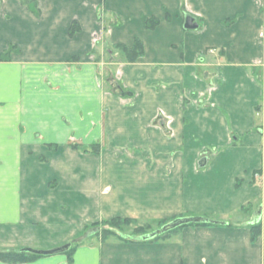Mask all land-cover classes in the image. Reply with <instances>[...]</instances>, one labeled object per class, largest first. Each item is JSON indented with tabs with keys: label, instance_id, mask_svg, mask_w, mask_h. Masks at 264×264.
I'll list each match as a JSON object with an SVG mask.
<instances>
[{
	"label": "crops",
	"instance_id": "0c3cea01",
	"mask_svg": "<svg viewBox=\"0 0 264 264\" xmlns=\"http://www.w3.org/2000/svg\"><path fill=\"white\" fill-rule=\"evenodd\" d=\"M35 1L0 0V250L53 249L117 217H205L218 223L25 264H264V0ZM100 9L124 22L107 37ZM188 13L196 33L184 30ZM153 16L162 24L148 31ZM75 22L80 32L70 36ZM212 27L228 40L202 44ZM104 38L145 45L121 68V95L104 88L91 60ZM208 49L198 77L193 62ZM72 138L104 144L98 153L50 151Z\"/></svg>",
	"mask_w": 264,
	"mask_h": 264
},
{
	"label": "rangeland",
	"instance_id": "374dc122",
	"mask_svg": "<svg viewBox=\"0 0 264 264\" xmlns=\"http://www.w3.org/2000/svg\"><path fill=\"white\" fill-rule=\"evenodd\" d=\"M26 1L28 4H31L33 2V0H26ZM183 8L184 9L182 10V12L185 14L186 8L185 7H183ZM116 15L115 14H109L108 12L104 13V11L101 9L98 11V21L103 23V29L105 31V37L108 36V34L112 28L121 27L122 24H124L123 19L118 17V14H116ZM187 16H191V15L188 13ZM191 17H193L195 19V21L197 22V20H196L197 18H195L194 15H192ZM151 18L158 19L160 21V25L162 24V20L160 18H158L156 16H153ZM172 20H173V16L170 14H167L165 17V21L166 22H172ZM232 22H234V21L230 20V21L226 22V24L230 25ZM145 26H146V22H145ZM159 26L155 30H157L159 28ZM201 29L202 28L200 25L197 30H189V32L196 33L197 31H199ZM132 30L137 31L138 29L136 27H134ZM146 30H147V28H146ZM184 30H186V29L184 28ZM245 30H246L245 28L241 29L242 32H245ZM171 32H172L171 29L168 32L166 31L165 39L168 41L176 38V36L174 37V35ZM105 39L106 38L102 39V41L99 43V45H97L94 52H92L91 60H95L97 66H98L100 78L103 79V82H104L103 83L104 88L108 89L110 92H113L117 95H121V91L123 89L122 88L123 86H122V80L120 79L122 76V73L120 71H122L121 68L123 65L131 64V63L127 62L125 54L120 49L119 45L121 43L108 44V43H106L107 39L106 40ZM190 39H192V38H190ZM192 40L195 41L197 39H192ZM202 40H203L202 44L214 45V44H218L219 42L227 41L228 36L218 35V30L216 29V27H212L210 34L208 36L204 37ZM189 44H191V43L189 42ZM123 45L130 48L133 44H131V45L123 44ZM191 46H194V45H191ZM179 47H180L179 45L178 46L176 45V46H174V49H179ZM144 50H145V45H144ZM209 51H210V49L205 50L202 54H200L198 56L192 52L194 56L196 55L195 60H197V61L193 62V65L197 64L198 70H197L196 74L198 77L205 78V73H207V72H204L201 69V68H206V66H202V64L204 63L202 56L205 54V52H209ZM145 52H146V50H145ZM189 52H190V50H189ZM223 53H224V51H223ZM144 56H145V53H144ZM183 57H185V56L183 55ZM210 74H211V72H210ZM210 74H208L207 77H208V79L210 78L209 82H210V86L212 87L213 86L212 85L213 83L211 80L212 76ZM207 77H206V79H207ZM191 94H192V96H194L196 93L193 94V92H192ZM211 95H212L211 89L209 91H206L205 96L202 97V99L199 101L198 105L203 106L205 104V101H207ZM189 96H191V95H189ZM161 115H162V113L160 112V116ZM102 144H104V143H102ZM102 144L93 143V144L87 145L84 143L83 140H75L72 138V139H70L67 142L62 143V144H58V145L51 144V145H49V148H50V151L56 152L60 146H69L72 150H75L78 153L85 154V153H93V150H97V149H98V151H100ZM41 162H47V159L42 156ZM41 174H43L47 177L52 176V173L49 174L48 168H46V167L41 171ZM45 178L46 177L39 176L38 181L42 182ZM262 198L263 197L260 195L259 200H261ZM185 217L186 216H176L173 219L166 220L165 223H160V222L156 223V222H152V221H141V220H137L134 222L132 220L134 223H128L125 225H121V226H118V228H116L115 226L113 227V226L107 225L105 223L106 221H110L112 219L102 220L99 222L88 224L84 228L83 233L80 236L72 239L68 243L72 244L71 249H77L79 246L84 245V244L103 243L102 240L105 239L104 238V237H106L105 234H108V233H110L111 235H113V234L114 235L109 236L107 241H111V242L120 241V242H122V240H131V241L133 240V241L139 242V241H143V238L145 236L150 235L153 232L161 229L163 226L167 225L168 223H171L172 221H174L178 218H185ZM138 230H141L147 234H138L137 233ZM68 243H66V244H68ZM65 254H62V255H65Z\"/></svg>",
	"mask_w": 264,
	"mask_h": 264
},
{
	"label": "trees",
	"instance_id": "16d2710c",
	"mask_svg": "<svg viewBox=\"0 0 264 264\" xmlns=\"http://www.w3.org/2000/svg\"><path fill=\"white\" fill-rule=\"evenodd\" d=\"M22 3L26 6H29V7L32 6V7L36 8V1L35 0H33V2L31 3L32 5L28 4L26 0L25 1L22 0ZM36 13H38V8L36 9ZM159 25H160V21L156 18H148L146 20V28L149 31H154ZM78 32H80V27L78 26V23L75 22L70 29V36H74ZM119 47L123 51V53L125 54L127 62L131 63V64L136 63L140 58H142L144 56V53H145L144 44H143L142 40H140L139 38H136L134 40V43L130 48L126 47L123 44H120ZM11 53H12V50H9L7 53H5L3 55L1 60L2 61L9 60ZM75 60H78V59L76 58ZM93 152L98 153L99 151L97 149V150H93ZM245 209L246 208H243V210H245ZM132 220L134 222L137 221L134 219L117 217V218H113L110 221H106L105 223L107 225H110L113 227L115 226L116 228H118V226H121V225H125L128 223H134ZM160 223H165V221H162ZM202 225H204V224H190V225H186V226H202ZM186 226H182V227H186ZM182 227H179V228H182ZM175 230L170 231V232H168L162 236H158L154 239H151L148 241H139V242H154V241L163 240V239H166L167 237H169ZM137 233L138 234H147L141 230H138ZM260 234H261L260 225L259 224L253 225V227H252V241L255 242L257 240V238L260 236ZM113 235H111L110 233L105 234L106 237H104L105 239L102 240V242H106L108 240V237L113 236ZM122 242H124V243H136L137 241L122 240ZM75 250L76 249H71L65 254L69 261H72V257L75 253ZM40 258H42V256H37V255L30 254V253H26L23 250H15V249L0 250V262L7 263V264L31 263V262H34V261L40 259Z\"/></svg>",
	"mask_w": 264,
	"mask_h": 264
},
{
	"label": "water",
	"instance_id": "95a60500",
	"mask_svg": "<svg viewBox=\"0 0 264 264\" xmlns=\"http://www.w3.org/2000/svg\"><path fill=\"white\" fill-rule=\"evenodd\" d=\"M184 28L186 30H197L199 28V24L195 21V19L191 16H187L184 23ZM206 165V161H202L200 163L201 167H204ZM262 216V208H260L254 215L253 224H257L260 221V218ZM206 223H218L216 221H212L205 217H185V218H178L171 223H168L167 225L163 226L161 229L153 232L150 235H147L143 238V241H148L151 239H154L158 236H162L170 231H173L179 227L190 225V224H206ZM72 247L71 243L49 249V250H36L32 248H25L23 249L24 252L30 253L37 256H56V255H62L67 253Z\"/></svg>",
	"mask_w": 264,
	"mask_h": 264
}]
</instances>
